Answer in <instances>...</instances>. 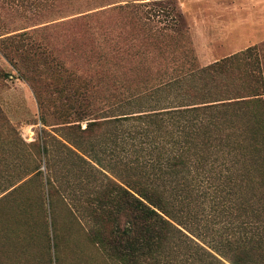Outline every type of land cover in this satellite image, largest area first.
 Wrapping results in <instances>:
<instances>
[{"label": "trees", "instance_id": "trees-1", "mask_svg": "<svg viewBox=\"0 0 264 264\" xmlns=\"http://www.w3.org/2000/svg\"><path fill=\"white\" fill-rule=\"evenodd\" d=\"M178 25L167 30L176 34ZM2 36L0 55L16 69L26 34ZM41 59L21 72L42 126L36 147L45 161L61 155L68 164L85 195L89 240L108 260L264 264V72L256 46L147 92L120 94L102 117L92 80ZM203 193L214 200L213 218L205 214L209 242L208 228L197 232Z\"/></svg>", "mask_w": 264, "mask_h": 264}, {"label": "rangeland", "instance_id": "rangeland-1", "mask_svg": "<svg viewBox=\"0 0 264 264\" xmlns=\"http://www.w3.org/2000/svg\"><path fill=\"white\" fill-rule=\"evenodd\" d=\"M188 19L177 0H0V36L25 33L20 42L28 45L14 53L16 69L0 55V264H113L89 240L85 195L68 164L61 155L45 161L36 147L42 126L21 78L25 66L36 57L58 59L73 78L95 83L93 109L111 116L120 94L147 92L225 57H211L223 46L197 42ZM170 24H179V32L167 30ZM210 197L199 199L205 212L197 232L208 228L206 242L212 219L205 214H215Z\"/></svg>", "mask_w": 264, "mask_h": 264}, {"label": "crops", "instance_id": "crops-1", "mask_svg": "<svg viewBox=\"0 0 264 264\" xmlns=\"http://www.w3.org/2000/svg\"><path fill=\"white\" fill-rule=\"evenodd\" d=\"M189 19L193 38L224 58L256 46L262 62L264 54V0H177ZM244 46V47H243ZM221 54V55H222ZM263 65V62H262ZM264 68V65H263Z\"/></svg>", "mask_w": 264, "mask_h": 264}]
</instances>
